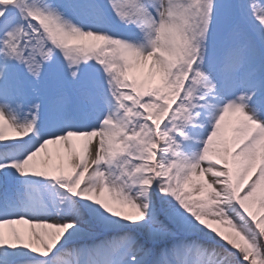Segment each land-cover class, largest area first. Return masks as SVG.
<instances>
[{
  "label": "snow or ice",
  "instance_id": "snow-or-ice-1",
  "mask_svg": "<svg viewBox=\"0 0 264 264\" xmlns=\"http://www.w3.org/2000/svg\"><path fill=\"white\" fill-rule=\"evenodd\" d=\"M0 264H264V0H0Z\"/></svg>",
  "mask_w": 264,
  "mask_h": 264
}]
</instances>
